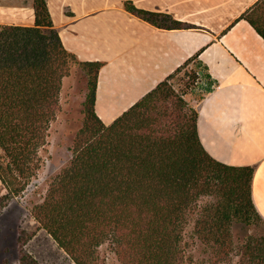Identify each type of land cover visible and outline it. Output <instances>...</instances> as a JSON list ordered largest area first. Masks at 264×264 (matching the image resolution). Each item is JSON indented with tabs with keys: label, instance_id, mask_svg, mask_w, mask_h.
I'll use <instances>...</instances> for the list:
<instances>
[{
	"label": "trees",
	"instance_id": "16d2710c",
	"mask_svg": "<svg viewBox=\"0 0 264 264\" xmlns=\"http://www.w3.org/2000/svg\"><path fill=\"white\" fill-rule=\"evenodd\" d=\"M29 1V0H28ZM34 25L0 24V211L41 167L52 121L61 108L64 78L78 61L87 76L83 125L67 165L53 178L34 215L76 264H98L106 241L123 264H185L189 215L213 195L195 221L194 235L212 252L210 264L231 259L233 226L264 221L253 198V165L213 156L198 130V110L173 82L198 54L162 80L113 122L96 111L102 61H80L64 44L48 0H31ZM127 8L167 28L194 27L173 15ZM264 36V0L244 14ZM198 77V76H196ZM19 235L20 264H43ZM239 264H264V234L249 233Z\"/></svg>",
	"mask_w": 264,
	"mask_h": 264
},
{
	"label": "crops",
	"instance_id": "0c3cea01",
	"mask_svg": "<svg viewBox=\"0 0 264 264\" xmlns=\"http://www.w3.org/2000/svg\"><path fill=\"white\" fill-rule=\"evenodd\" d=\"M129 1L196 26L160 27L130 11ZM257 1L48 3L65 46L78 60L104 63L96 111L108 124L198 54L192 61L198 80L183 95L199 112L201 140L221 161L255 167L253 198L264 218V36L241 17ZM35 21L30 0H0V24Z\"/></svg>",
	"mask_w": 264,
	"mask_h": 264
},
{
	"label": "rangeland",
	"instance_id": "374dc122",
	"mask_svg": "<svg viewBox=\"0 0 264 264\" xmlns=\"http://www.w3.org/2000/svg\"><path fill=\"white\" fill-rule=\"evenodd\" d=\"M197 66L196 62H192L178 73L173 80L178 88L187 89L196 84L198 80L196 76H199L196 72ZM86 78L85 70L80 63L73 62L71 73L64 81L61 108L51 123L48 144L41 151V167L27 187L0 211V264H20L19 235L22 229L33 234L27 247L43 264H76L53 236L41 226L34 215V206L44 200L51 181L69 162L71 156L69 147L83 125ZM6 191L3 184L0 188V197ZM216 200L213 195L201 197L196 212L189 215L185 229V244L190 259L185 264H210L212 252L194 235V227L202 207ZM233 230L236 238L235 249L231 259L223 264H239L242 242L249 233L264 234V221L258 220L252 226L236 224ZM98 264H123L110 241L100 245Z\"/></svg>",
	"mask_w": 264,
	"mask_h": 264
}]
</instances>
